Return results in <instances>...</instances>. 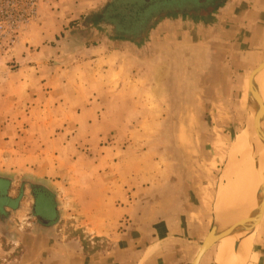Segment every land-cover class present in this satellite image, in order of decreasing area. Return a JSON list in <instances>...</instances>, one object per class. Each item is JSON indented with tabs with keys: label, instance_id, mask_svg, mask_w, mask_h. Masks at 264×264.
I'll return each instance as SVG.
<instances>
[{
	"label": "rangeland",
	"instance_id": "rangeland-1",
	"mask_svg": "<svg viewBox=\"0 0 264 264\" xmlns=\"http://www.w3.org/2000/svg\"><path fill=\"white\" fill-rule=\"evenodd\" d=\"M124 1L0 0V173L52 182L67 210L62 232L94 253L111 242L87 238L80 208L103 188L134 184L142 190L138 203L195 189L193 202L210 205L238 137L259 165L245 135L258 116L264 121L257 92L248 86L226 113L203 98L221 77V67L211 65L224 58L225 45L183 20L163 24L138 51L87 28L102 13L133 19ZM120 6L127 11H115ZM253 83L263 101L264 75ZM192 200L185 198V210ZM261 214L241 227L258 236L264 264V208Z\"/></svg>",
	"mask_w": 264,
	"mask_h": 264
},
{
	"label": "crops",
	"instance_id": "crops-1",
	"mask_svg": "<svg viewBox=\"0 0 264 264\" xmlns=\"http://www.w3.org/2000/svg\"><path fill=\"white\" fill-rule=\"evenodd\" d=\"M90 7L89 4L86 9ZM197 12L201 16L206 11L199 9ZM222 18L223 24H218ZM169 21L166 20L164 24L173 23ZM183 21L193 24L198 31L208 33L211 42L225 45L222 48L224 58L210 64L213 69L218 65L221 67V77L214 78L215 83L207 84L203 98L213 105L215 112L216 109L224 113L229 108L232 110L233 99L236 100L234 96H243V90L249 86L251 71L264 61V0H226L224 6L206 23L189 19ZM214 46L221 48L219 44ZM132 49L138 51L137 47ZM216 52L215 48L213 54ZM262 75L263 72L254 81L260 83ZM249 103L246 101L245 110L250 106ZM263 124L264 121H259L247 127L245 135L249 140L254 139L252 142H255ZM206 126L210 130L213 128ZM235 147L233 145V150ZM121 187L119 184L112 191L103 188L95 201L86 202L80 208V224L85 232L91 234L87 238L91 236L111 242L110 248L94 253L88 245L82 244L83 240L62 232V220L67 210L58 201L60 193L52 182L28 176L16 179L1 174L0 264H192L212 227L216 235L243 228L238 225L226 230L217 229L221 220L230 218L233 211L241 206L239 202L233 201L224 206L225 202L219 201L222 188L217 194L219 197H216L220 203L214 207L216 201L203 206L194 203L192 198L195 192L199 193L195 189L194 194L188 192V196L178 187L175 192L160 193V201L156 197L152 202L138 203L137 196L142 190L134 184H128L127 188ZM154 189H145L143 192L154 193ZM185 198L192 200L191 209L185 210ZM256 211L257 207L245 222L252 219ZM237 235L227 236L233 238L227 240L231 242V248L222 258L217 251L222 241L218 240L202 256L199 264H248V261L249 264H259L258 236L248 234L250 244L245 253L242 244L246 235ZM256 246H259L258 250Z\"/></svg>",
	"mask_w": 264,
	"mask_h": 264
},
{
	"label": "flooded vegetation",
	"instance_id": "flooded-vegetation-1",
	"mask_svg": "<svg viewBox=\"0 0 264 264\" xmlns=\"http://www.w3.org/2000/svg\"><path fill=\"white\" fill-rule=\"evenodd\" d=\"M128 2L134 8L133 19L126 21V18H119V15L112 16V19L100 15L99 18L93 19L94 24L87 26V28L94 29L103 38L112 41H121L114 39L113 36L115 35L130 36L136 39V42L129 43L132 47L145 49L152 34L143 40L140 37L149 28L154 18L161 19L166 16V20L171 22L189 19L197 23H206L224 6L226 0H128ZM127 9L128 7L120 6L115 11L120 13L127 11ZM199 9H205L206 12L200 16L197 12ZM187 13H191V15ZM166 20L156 26L153 25V32L163 26Z\"/></svg>",
	"mask_w": 264,
	"mask_h": 264
},
{
	"label": "bare ground",
	"instance_id": "bare-ground-1",
	"mask_svg": "<svg viewBox=\"0 0 264 264\" xmlns=\"http://www.w3.org/2000/svg\"><path fill=\"white\" fill-rule=\"evenodd\" d=\"M261 88L264 90V84L262 85ZM241 137L237 138V141L235 142L236 147L234 148L235 149L234 154H233L234 156H232L230 162L227 164V166L225 168L224 176L226 179V181H225L226 183L220 187V188H222V191H220V189H219L220 193L219 192L218 193H219L220 197L217 195V198L218 197L220 198L219 201L221 200V203L223 201L225 202V203H223L224 206L226 204H228L229 202H232V201H233V203L239 202V204H241V206L238 209L233 211L230 218H228L227 220H221L220 221L219 226L217 228L218 230H226L228 228L230 229V228L236 227V226L244 223L246 221V219L249 218L252 211L256 207L258 209V206H259V202H258L259 197L258 196L261 195L262 191H263L264 175L262 174V172H260V169H262L264 167V148H263V146H264V124L262 125V129H261L260 133H258V135H257V137L262 142L263 146H262L261 142H259V140L255 139V142L253 143V146L251 148L252 149L251 154L253 155V158L257 159V160L255 159L256 162L257 161L259 162L260 168L254 167L253 161L250 160V162H249V160L247 159L246 153H245L246 151L244 150L245 145H244V142L242 141ZM246 140L248 141L249 139H246ZM247 145H248V143H247ZM246 147H247L246 148V150H247L248 146H246ZM223 179H224V177H223ZM217 200H215L216 203L214 204L215 205L214 207L217 206L216 204L220 203ZM216 212H217V210H216ZM244 235H246V238H243L244 242L242 244V251H246L245 253H247L246 249L248 248V244H250V242H249L250 236H248V233H245ZM230 238L223 237L221 239V241L224 242V240L227 241ZM231 239H233V238H231ZM222 242H221V245L218 246L219 250H217V251H219L220 257L221 256L223 257L225 255V252H227L226 249L229 246H231L230 245L231 242H229V243H228V241L224 242V243H222ZM224 244H226L228 246V247H226V249L223 248ZM233 244H232V246H233ZM246 255L247 254H245V258H246ZM219 256H217L218 259L220 258ZM243 259H244V256H243ZM219 260L221 261V259H219ZM219 260H217V261L220 263Z\"/></svg>",
	"mask_w": 264,
	"mask_h": 264
},
{
	"label": "water",
	"instance_id": "water-1",
	"mask_svg": "<svg viewBox=\"0 0 264 264\" xmlns=\"http://www.w3.org/2000/svg\"><path fill=\"white\" fill-rule=\"evenodd\" d=\"M188 15H191V13H187ZM166 20V16H163V18L158 19V18H154L152 23L150 24L149 28L142 34V36L140 37L142 40L145 38H149V36L153 33V25H157L158 23L162 22ZM114 39H119L125 43H134L136 42V39L131 38L130 36H125V35H115L113 36ZM264 71V61L256 68H254L251 71V75L249 77V87L250 89H253L255 91V93L257 92V100L259 101L260 105L262 106V111H264V102L262 101V97L260 96V94L258 93V88L256 86V84L253 83L254 78L258 75H260L261 72ZM254 93V92H253ZM262 117L261 115L257 117V120L255 121V123H259V121H261ZM257 130V129H256ZM258 133V130L256 131ZM248 144H250L252 141L248 140L247 141ZM253 143V142H252ZM254 167L256 168H260L259 165L256 166V164H254ZM3 173H0V175ZM263 175H264V170H263ZM263 208H264V199H262L261 202H259V206L258 209L254 215V217L250 220H248L250 223L254 224L256 223V221L258 219H260V216H262V212H263ZM260 211H262L260 213ZM246 224V223H245ZM245 226V225H244ZM247 227V226H246ZM244 227L242 229L239 230H229L227 232L221 233L219 235L215 234L214 231V227H212L210 229V231L207 233V235L205 236L204 240L202 241L201 247L199 249V251L197 252L195 258L192 261V264H199L200 259L202 258V256L218 241L221 240L223 237H227L230 235H244L245 233H248L249 230H247V228Z\"/></svg>",
	"mask_w": 264,
	"mask_h": 264
},
{
	"label": "trees",
	"instance_id": "trees-1",
	"mask_svg": "<svg viewBox=\"0 0 264 264\" xmlns=\"http://www.w3.org/2000/svg\"><path fill=\"white\" fill-rule=\"evenodd\" d=\"M114 9H115V8H113L111 11H113ZM101 15H103V16H104V14H103V13H102ZM104 17H105V16H104ZM86 23L88 24V26H89V25H91V24H94L93 20H91V22H89V21H88V22H86Z\"/></svg>",
	"mask_w": 264,
	"mask_h": 264
}]
</instances>
